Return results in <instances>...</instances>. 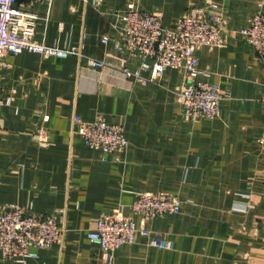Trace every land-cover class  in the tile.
I'll use <instances>...</instances> for the list:
<instances>
[{
	"label": "crops",
	"instance_id": "0c3cea01",
	"mask_svg": "<svg viewBox=\"0 0 264 264\" xmlns=\"http://www.w3.org/2000/svg\"><path fill=\"white\" fill-rule=\"evenodd\" d=\"M210 5L226 43L196 56L209 73L200 80L225 100L219 117L192 122L177 100L182 72L167 70L147 85L124 74L150 76L123 46L120 28L136 9L161 14L173 28ZM18 7L36 16V41L80 52L8 56L0 72V98L13 99L0 111V207L53 216L64 229L59 244L26 264H264V61L240 35L264 0H21ZM89 58L105 67L92 68ZM76 117L123 126L128 149L111 156L89 149ZM145 192L183 202L181 214L147 223L165 248L140 238L105 256L89 232L103 214H129ZM0 264L20 263L0 253Z\"/></svg>",
	"mask_w": 264,
	"mask_h": 264
},
{
	"label": "built area",
	"instance_id": "2783aa9c",
	"mask_svg": "<svg viewBox=\"0 0 264 264\" xmlns=\"http://www.w3.org/2000/svg\"><path fill=\"white\" fill-rule=\"evenodd\" d=\"M21 0H0V72L9 68L8 56L25 52L45 59H65L79 55V49L48 47L35 40L37 18L18 7ZM54 0H30L31 4L51 5ZM216 6L193 11L180 19L173 28L163 24L158 13L141 9L122 16L120 28L123 46L141 62V70L149 77L124 70L127 77H136L147 85L162 79L167 70L183 73L185 87L177 93L185 120L199 122L220 116L223 97L218 86L202 82L209 73L199 69L196 52L201 48L220 49L225 46V26L221 18L211 15ZM245 43L264 61V9L252 17L240 32ZM104 44L108 40H103ZM92 68L103 69L105 64L88 59ZM12 98H0V111L11 106ZM77 134L91 150L111 156L129 147L125 128L102 120L85 122L74 118ZM183 202L172 193L145 192L136 195L129 214L112 211L103 214L88 238L105 254L112 257L122 246H134L140 238L149 246L164 249L166 239L148 229L147 223L156 218L181 214ZM64 236L53 216L29 214L17 205L0 207V253L6 261L26 264L38 257V250L50 249Z\"/></svg>",
	"mask_w": 264,
	"mask_h": 264
}]
</instances>
